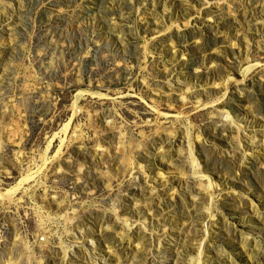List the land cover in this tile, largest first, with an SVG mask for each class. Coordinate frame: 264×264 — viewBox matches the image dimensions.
I'll return each instance as SVG.
<instances>
[{
	"label": "rangeland",
	"instance_id": "obj_1",
	"mask_svg": "<svg viewBox=\"0 0 264 264\" xmlns=\"http://www.w3.org/2000/svg\"><path fill=\"white\" fill-rule=\"evenodd\" d=\"M28 174L0 264H264V0H0V193Z\"/></svg>",
	"mask_w": 264,
	"mask_h": 264
},
{
	"label": "bare ground",
	"instance_id": "obj_2",
	"mask_svg": "<svg viewBox=\"0 0 264 264\" xmlns=\"http://www.w3.org/2000/svg\"><path fill=\"white\" fill-rule=\"evenodd\" d=\"M67 127H68V124L67 125H65V129H67ZM241 129V128H240ZM51 146V145H50ZM49 148H47V150H48ZM49 157V156H48ZM195 160H196V158L194 157L193 158V161L195 162ZM196 168V164L194 165V169ZM196 170V176L197 177H199V178H201V179H204L205 178V173L203 174V172H202V170L201 169H195ZM194 171V170H193ZM30 179V175L28 174V175H26V176H23V178L21 177V180L17 183V184H15L14 186H12V187H9L8 189H7V191H6V193H0V197L1 196H4V197H8L9 199H13V197L15 196V194L18 192L17 190L19 189V187H21V184L23 183V182H25L26 180H29ZM23 186V185H22ZM143 224H145V222H143ZM146 225V224H145ZM146 227V226H145ZM194 264H199L198 263V260L196 259V261H194Z\"/></svg>",
	"mask_w": 264,
	"mask_h": 264
}]
</instances>
